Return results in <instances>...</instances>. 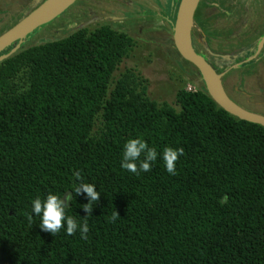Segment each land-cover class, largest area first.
<instances>
[{
    "label": "trees",
    "instance_id": "trees-1",
    "mask_svg": "<svg viewBox=\"0 0 264 264\" xmlns=\"http://www.w3.org/2000/svg\"><path fill=\"white\" fill-rule=\"evenodd\" d=\"M133 45L102 26L0 63V264H264V128L225 113L204 86L180 88L176 110L150 100L134 72L114 82ZM136 138L158 153L139 175L121 168ZM166 147L184 151L175 175ZM80 182L101 193L88 239L66 222L42 231L32 201L49 194L72 195L66 216L84 223Z\"/></svg>",
    "mask_w": 264,
    "mask_h": 264
},
{
    "label": "rangeland",
    "instance_id": "rangeland-1",
    "mask_svg": "<svg viewBox=\"0 0 264 264\" xmlns=\"http://www.w3.org/2000/svg\"><path fill=\"white\" fill-rule=\"evenodd\" d=\"M0 1L1 35V33L9 28L10 24L13 25L16 23L20 16L25 14L29 9H34L45 0ZM239 1L241 0H227L226 2L231 3ZM132 4H134L133 0H77L69 9L51 23L37 29L34 31L33 35L30 34L27 41H23V46H20L19 50L62 39L80 29L93 31L102 26H108L115 31L121 32L119 25L122 24L121 22L124 21V19L131 16L137 17L143 13V10L137 9L136 6H132ZM164 6L165 5L162 6L163 9ZM227 8L228 6L225 4L222 7L217 5L216 9L219 13L218 15L212 16L219 17L218 19L223 20V17H226L225 12L228 10ZM140 22H138V24ZM141 24V31L138 32L136 29L133 35L125 33L133 40L134 45L127 57L122 60L117 70L114 72V82L120 79V76L125 74L126 71L134 72L136 77L141 79L146 89V96L150 100L157 104H168L177 110L178 108L175 106V95L178 90L182 87H184L186 91L202 89L204 86L202 80L193 66L181 60L176 54L171 45V32L167 31L169 35H165L158 21H156L155 24L147 25L143 20ZM135 25H137V23ZM219 35L221 38L227 37L224 30H222ZM243 43L248 44L249 41H242L234 38L228 45L232 48ZM200 45L203 46L205 54L215 58L219 62L218 67L220 71H222L223 67L226 65V61H233L235 56L241 51L240 49V51L234 53V51H230L229 48L224 53L216 55L208 49L206 43ZM259 51L260 50L257 52ZM136 82L139 81L136 80ZM257 85L256 87L254 85V88H249V86H247V88L242 89V92H245L246 95H254L256 102L262 104L264 103V89H262L264 82L261 76ZM230 91L232 92L233 89H230ZM236 91L240 92V89L236 88ZM246 95L244 96L246 97ZM230 97L234 102L246 110L254 113H259L261 110L264 111L262 108L264 106L262 105L254 106L252 103L245 104L243 99H241V102H238L231 95ZM240 97L242 98V96ZM252 99L253 98L250 100ZM246 105H250V108Z\"/></svg>",
    "mask_w": 264,
    "mask_h": 264
},
{
    "label": "flooded vegetation",
    "instance_id": "flooded-vegetation-1",
    "mask_svg": "<svg viewBox=\"0 0 264 264\" xmlns=\"http://www.w3.org/2000/svg\"><path fill=\"white\" fill-rule=\"evenodd\" d=\"M179 1L180 0H133L134 4H132V6H136L137 9L143 10V13L137 17L131 16L124 19V21L121 22L122 24L119 23V29L123 33L133 35L136 29L138 32L141 31V23L143 20L147 25L155 24L156 21H158L162 28V32L164 31L165 35H169L167 32L169 31L172 35V25ZM226 1L227 0H199L193 19L194 27L191 32L192 46L196 53L206 59L216 73L224 74L221 79L222 85L231 100L232 98L230 95L238 102H241V99H243L245 104L252 103L254 106H264V103L260 104L256 102L254 95H246L245 92H242V89L247 88V86H249V88H254V85L255 87L258 86L257 84L260 76L263 78L264 82V0H241L231 3ZM224 4L228 6V10L225 12L226 17L220 20L218 19L219 17L212 16L218 15L219 13L216 9L217 5L222 7ZM163 5H165L164 9L162 8ZM34 9H29L25 14L19 17L16 23ZM138 22L140 23L138 24ZM16 23L13 25L10 24L9 28L6 30L10 29ZM136 23L137 25H135ZM222 30L227 34V37H220L219 34ZM33 34L34 32L31 35ZM28 37L29 36L26 37V41ZM234 38L242 41L248 40L249 43H243L230 48L228 44H230ZM202 43H206L208 49L216 55L224 53L229 48L230 51L233 50L234 53L240 51V49L241 51L235 56L233 61H226V65L223 67L222 71H220L218 67L219 62L215 58L205 54L203 46L200 45ZM22 46L23 44H21V47ZM13 47L14 45L10 48ZM258 50L260 51L257 52ZM262 87V89H264V86ZM236 88L240 89V92L236 91ZM230 89H233V91L231 92ZM244 95H246V97ZM240 96H242V98ZM251 98L253 99L250 100ZM262 108L264 109V107ZM258 114H264V111L261 110Z\"/></svg>",
    "mask_w": 264,
    "mask_h": 264
},
{
    "label": "water",
    "instance_id": "water-1",
    "mask_svg": "<svg viewBox=\"0 0 264 264\" xmlns=\"http://www.w3.org/2000/svg\"><path fill=\"white\" fill-rule=\"evenodd\" d=\"M77 0H45L10 29L0 35V63L13 56L27 36L62 15ZM199 0H180L172 25L171 45L178 56L197 71L205 91L214 104L228 115L264 128V115L251 112L232 101L218 74L205 58L195 52L191 32ZM11 48L6 54L2 53Z\"/></svg>",
    "mask_w": 264,
    "mask_h": 264
},
{
    "label": "clouds",
    "instance_id": "clouds-1",
    "mask_svg": "<svg viewBox=\"0 0 264 264\" xmlns=\"http://www.w3.org/2000/svg\"><path fill=\"white\" fill-rule=\"evenodd\" d=\"M142 155L143 160H140L138 165L137 161ZM183 155L184 151L182 148L173 149L166 147L163 150L162 159L165 169L169 174H176V162L179 157ZM157 156L158 153L156 148L149 147L142 139H129L124 144L121 168L137 175H139L140 172H149L151 171L152 163L157 160ZM73 175L76 181L82 180L79 171L75 172ZM72 193L76 195L84 193L88 199V203L82 206L83 211L88 214L84 218V223L82 225H78L74 217L66 216V208H68V204L73 200L72 195L65 196L63 200L60 196L52 194H49L45 201L36 198L32 201V213L40 217L39 227L41 230L50 233L52 236L58 234L60 230L65 227L66 222V234L68 236H72L79 231L80 239L87 240L89 232L87 217L91 216L93 205L98 202L101 193L96 191L95 185L83 182L76 184ZM227 200L228 197L224 196L219 203L225 204ZM26 216L29 223H31L33 219L32 215L26 214ZM118 218V214L114 211L111 220L115 221Z\"/></svg>",
    "mask_w": 264,
    "mask_h": 264
},
{
    "label": "built area",
    "instance_id": "built-area-1",
    "mask_svg": "<svg viewBox=\"0 0 264 264\" xmlns=\"http://www.w3.org/2000/svg\"><path fill=\"white\" fill-rule=\"evenodd\" d=\"M190 91V90H189Z\"/></svg>",
    "mask_w": 264,
    "mask_h": 264
}]
</instances>
